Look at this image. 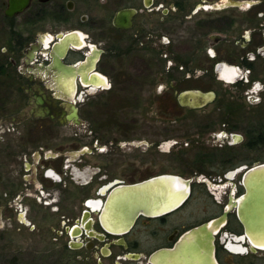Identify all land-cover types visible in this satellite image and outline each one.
I'll use <instances>...</instances> for the list:
<instances>
[{
	"label": "flooded vegetation",
	"instance_id": "1",
	"mask_svg": "<svg viewBox=\"0 0 264 264\" xmlns=\"http://www.w3.org/2000/svg\"><path fill=\"white\" fill-rule=\"evenodd\" d=\"M167 73L168 103L194 121L200 111L208 122L195 127L215 149L195 157L203 167L195 177L137 181L149 182L145 194L153 191L160 209L129 227L119 225L113 190L124 181L100 167L90 179L79 173L81 187L93 189L62 199L56 235L72 256L67 262L264 264V230L246 227L242 178L264 163L252 155L264 153V0H28L24 7L0 0V145L16 169L32 172L13 182H66L63 165L93 151L114 167L117 142L107 139L118 100L149 90L154 76L163 90ZM76 142L92 150L74 155ZM52 192L45 183L36 198ZM58 204L41 205L57 213Z\"/></svg>",
	"mask_w": 264,
	"mask_h": 264
},
{
	"label": "rangeland",
	"instance_id": "2",
	"mask_svg": "<svg viewBox=\"0 0 264 264\" xmlns=\"http://www.w3.org/2000/svg\"><path fill=\"white\" fill-rule=\"evenodd\" d=\"M166 75L163 90L157 88L161 82L154 76L155 79L150 81L151 88L149 90L137 91L133 88V90L125 92L127 94L124 101L118 100L116 112L113 114L117 116L113 123L115 124L113 136L107 139H116L117 142L116 148H112V153L116 154V165L112 168H106L108 162L104 155L100 156L96 151H93L92 155L74 156L69 160L68 170L63 171L64 167H67L66 164L63 165L61 172L62 177L66 178V182L59 184L13 182L18 174L21 175L20 179L31 178L32 172L30 168L25 171L16 169L8 155L5 157L2 154L6 146L0 145V264H78L67 262L72 256L63 253L64 237H59L56 234L63 230L60 218L64 213L63 207L66 206V203H63L62 199L71 194L83 195L87 193L92 195L93 188L83 189L81 187L83 182L77 179V175L82 177L79 173H83L90 179L99 167L102 170L105 168L108 176L114 174L117 180L124 181V184L127 185L137 183L149 175L154 176L158 173L176 175L184 180L195 177L196 173L199 174L198 170L203 171L201 169L203 167L194 163L193 160L197 155H203L208 152L207 150L215 149L216 144L213 143L209 134L199 135L200 129L195 126H201L208 120H204L203 114L198 111L195 114L197 119L194 121L193 118L188 117L184 110L180 111L168 103V99L173 98V91L168 88L171 82L170 74ZM118 80H121L120 75ZM123 82L127 83L128 81ZM245 97L247 100V95ZM126 98L130 100L128 101ZM128 103L134 104L130 107ZM93 124L97 128L99 122H93ZM68 129L76 128L68 127ZM77 129L82 130L79 127ZM53 142L52 145L55 147L56 140ZM185 143H188L187 147ZM62 146L65 145L62 144ZM73 146L75 148L71 151L75 150L74 155L85 147L92 150L91 144L88 143L76 142ZM252 155H259L258 157L264 159V153ZM80 159L85 161L83 166H79ZM69 172L73 173L74 182L68 181L66 176L69 175ZM102 174H104L103 171ZM16 183L21 186L20 197L16 195ZM45 183L47 187L52 188V198L49 200L46 198V194H43L45 199L41 201L36 198L38 197L37 190H40V187ZM95 183L99 184L100 182ZM4 194L7 196L5 197ZM44 201L46 203L59 202L57 205L59 211L53 213V211L56 212L55 208H45L41 205ZM70 204H72L69 205L70 207L76 205L75 202ZM129 205L126 199L119 196L117 207L119 215ZM20 216L23 218L21 219Z\"/></svg>",
	"mask_w": 264,
	"mask_h": 264
},
{
	"label": "bare ground",
	"instance_id": "3",
	"mask_svg": "<svg viewBox=\"0 0 264 264\" xmlns=\"http://www.w3.org/2000/svg\"><path fill=\"white\" fill-rule=\"evenodd\" d=\"M245 182H246V187L248 189L247 196H250L251 198L250 203L254 202L255 208H258L259 206L262 205V202L259 199L258 194L259 193L263 194L264 191V170L261 169L254 170L252 173H250L247 176ZM146 184L141 185L142 187L140 186L138 189H128V190L121 188L118 189V196H122V198L126 199L130 204L129 207L123 210L119 215V225H125L129 227L130 225L129 222L132 219H135V217L139 213H142L144 215H149L159 212L160 208L158 204V196H156L153 191H151L150 196H146L145 194ZM147 202H150L151 207H149ZM250 205L251 204L245 206L244 208L246 209ZM250 209L251 208H249V210ZM252 215L254 217L250 218L251 219V221L249 222L250 224L247 223L248 219H246L247 226L255 228L260 233V231L264 230V220L261 219L260 215L257 212L255 214H251L250 216ZM263 247H264V241H263Z\"/></svg>",
	"mask_w": 264,
	"mask_h": 264
},
{
	"label": "water",
	"instance_id": "4",
	"mask_svg": "<svg viewBox=\"0 0 264 264\" xmlns=\"http://www.w3.org/2000/svg\"><path fill=\"white\" fill-rule=\"evenodd\" d=\"M10 3H11V5H13L14 4V6H18V7H24V6H26L27 4H28V0H10ZM256 169H261V170H264V163H261V164H257V165H255L254 167H252V168H249V169H246L244 172H243V176H242V178H243V182H245V179H247V176L250 174V173H252L254 170H256ZM160 178H162V177H159V178H155V180H158V179H160ZM154 179H152V180H150V182H152ZM146 183H149V182H139V183H135V184H131V185H119V186H117L115 189H113V190H117V189H119V188H121V189H125V190H128V189H138L141 185H145ZM142 187V186H141ZM112 190V191H113ZM263 191V190H262ZM258 196H259V199L261 200V202H262V205L261 206H259L258 208H255V203L253 202V203H250V201H251V198H250V196H249V198H248V200H247V202H248V204L247 205H249V204H251L249 207H247L246 209L248 210H246L245 208V212L244 213H246L245 214V218L246 219H248L247 221V223L248 224H250L249 222L251 221V219L250 218H252V217H254L253 215L252 216H250L251 214H255L256 212L260 215V217H261V219H263L264 220V191H263V194H258ZM253 200V199H252ZM246 205V206H247ZM249 208H251L250 210H249ZM248 212V213H247ZM139 215H142V213H139L136 217H135V219L139 216ZM135 219H132L129 223H130V225L129 226H131V224L134 222V220ZM247 223H246V227H249V226H247Z\"/></svg>",
	"mask_w": 264,
	"mask_h": 264
}]
</instances>
